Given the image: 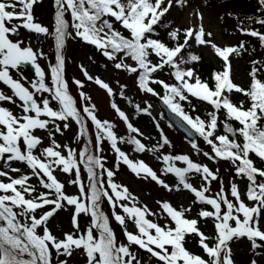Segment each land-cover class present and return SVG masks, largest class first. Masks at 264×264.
Wrapping results in <instances>:
<instances>
[{
	"label": "snow or ice",
	"instance_id": "obj_1",
	"mask_svg": "<svg viewBox=\"0 0 264 264\" xmlns=\"http://www.w3.org/2000/svg\"><path fill=\"white\" fill-rule=\"evenodd\" d=\"M42 6L0 0V264H242L241 244L245 264H264V0L215 20L212 0H51V24ZM226 17L231 31L218 27ZM42 39L51 54L34 46ZM69 41L94 47L103 63L94 70L89 55L77 63L83 79L69 76ZM201 50L218 61L207 77ZM88 84L105 92L126 134L99 115ZM149 97L184 124L196 159L176 151ZM140 115L156 136L136 125ZM121 165L185 200L151 208L116 179ZM62 213L70 227L57 231Z\"/></svg>",
	"mask_w": 264,
	"mask_h": 264
},
{
	"label": "rangeland",
	"instance_id": "obj_2",
	"mask_svg": "<svg viewBox=\"0 0 264 264\" xmlns=\"http://www.w3.org/2000/svg\"><path fill=\"white\" fill-rule=\"evenodd\" d=\"M213 7H211L209 9V15L213 17V20L216 19V17H218L220 12H223L225 10H227L228 8H234V9H240L242 10V8H244V6H247L246 1H242V2H238L236 3L234 0L228 3H223L222 5H219L218 0H213ZM240 4V5H239ZM37 14L39 15V18L42 22H44L45 24H51L50 20L48 18L47 14H44L46 11V4H43V6L39 9L36 10ZM221 24L218 25V27L221 28L220 26ZM48 39H42L41 43L39 45H35L34 46H40L42 47L46 52L49 49L48 45ZM203 51V53H205V55L207 56V58L209 59H213V57L206 51ZM93 56L96 61L97 64H102L103 63V58H101V56H99L97 53L94 54L92 52H88V53H83V54H77L75 55V57H73V63L72 64V72L74 73L73 76H76L78 78L83 79V77L80 75V71H78V67H77V63L79 62H86L87 60V56ZM215 60V59H213ZM40 63L42 64V66L44 65V61H40ZM67 69H68V64H67ZM31 68V66H26L25 70H24V74L31 79L33 76V72L29 69ZM109 76L112 80L115 81L116 78H119L121 80V82H127V80H129V77L124 75V74H119L118 76L116 74L113 73H109ZM240 78L242 79V76H240ZM86 90L89 92V94L93 97L94 102L96 103L98 109H99V114L101 117H107V118H113L115 119V121L117 123H120V120L116 117L115 113L113 112V110L110 108L109 106V102H108V97L106 96L105 92L101 89L98 88V86L94 85V84H88L86 85ZM151 102L154 105V111L153 113L158 111V107L156 105V101L154 102V98L150 97ZM122 107V106H121ZM161 126H163L162 128L164 129L165 133L168 132L170 130H168V126L163 123L160 122ZM74 131V130H72ZM67 135V142L72 143V139H70L68 132L65 133ZM177 139V138H176ZM174 144V142H173ZM73 146L75 147L76 145L73 144ZM180 150L182 152H189L188 150V146L184 143L181 142L180 143ZM109 159H111V161H114V156L112 154V152L107 153ZM136 153H134V157L137 158ZM191 155L193 156V158H195V155L193 153H191ZM150 158V157H149ZM197 158V157H196ZM151 161V159H150ZM109 163V162H108ZM62 180L67 179L64 176H61ZM116 179L124 184H126L130 191L133 192L134 194H136L139 199L142 202L147 203L151 208L155 209L157 207V205L155 204V201L157 199H162V198H168V199H172L174 202H180V201H184L185 200V196H174L171 194L166 193L162 188H160L159 186L155 185V183L153 182H148V181H143L140 179H137L134 177V175H119L118 177H116ZM68 187V191L69 192H74L75 189L72 186H67ZM243 187V185H242ZM104 207L106 208V211H108V206L105 204ZM82 223L86 224L88 222V218L87 217H83L82 218ZM55 226H56V230L59 231L61 229L67 230L70 227V223H69V217L67 213H62L59 217L56 218V222H55ZM117 231V230H116ZM118 236H120V231H117ZM240 251L237 255V259H239L242 264H244L247 259H248V255L242 257L241 255H246L247 252V245L246 244H241L240 246ZM82 258L79 256H76L73 258L72 264H81Z\"/></svg>",
	"mask_w": 264,
	"mask_h": 264
},
{
	"label": "trees",
	"instance_id": "obj_3",
	"mask_svg": "<svg viewBox=\"0 0 264 264\" xmlns=\"http://www.w3.org/2000/svg\"><path fill=\"white\" fill-rule=\"evenodd\" d=\"M49 1H51V0H49ZM249 5L251 6L252 11H253V10H254V6H255V4L251 2ZM202 57H203V56H202ZM215 65H216V64H215L213 61H210V60L208 61L206 58L203 57V61H202L201 65H200V73H201V75H202L203 77H207ZM244 67H245V66H244ZM165 78H167V77H165ZM193 103H196L195 99H193ZM200 107L203 109V105H201ZM203 110H204V109H203ZM141 116H143V115H140V116H138V117H141ZM138 117H137V119H139ZM145 117H146V116H145ZM146 118H147V117H146ZM146 118H145V119H146ZM140 120L142 121V118H141ZM148 120H149V118H148ZM144 121L147 123V119L144 120ZM138 122H139V121H138ZM150 126L153 127L152 124H150ZM153 129H154V127H153ZM153 133H154L155 135H157L156 131H153Z\"/></svg>",
	"mask_w": 264,
	"mask_h": 264
}]
</instances>
